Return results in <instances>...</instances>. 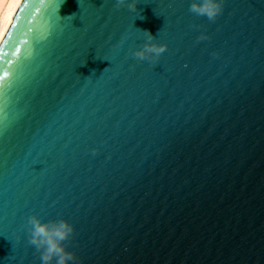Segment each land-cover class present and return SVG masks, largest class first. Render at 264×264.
<instances>
[{
    "label": "water",
    "instance_id": "obj_1",
    "mask_svg": "<svg viewBox=\"0 0 264 264\" xmlns=\"http://www.w3.org/2000/svg\"><path fill=\"white\" fill-rule=\"evenodd\" d=\"M21 0L0 40V264H264V0ZM147 32L166 51L137 60ZM204 36L205 39H198ZM95 149V153H93Z\"/></svg>",
    "mask_w": 264,
    "mask_h": 264
},
{
    "label": "clouds",
    "instance_id": "obj_2",
    "mask_svg": "<svg viewBox=\"0 0 264 264\" xmlns=\"http://www.w3.org/2000/svg\"><path fill=\"white\" fill-rule=\"evenodd\" d=\"M116 4H127L133 12L137 11L135 0H116ZM189 11L208 20H214L222 11V0H190ZM200 36L198 39H205ZM156 39L147 32L143 46L132 52L137 60H152L166 51L167 45L155 42ZM95 153V149L92 150ZM25 228L29 243L39 254L40 264H75L76 256L67 250L65 241L74 232V227L65 219L42 221L35 214L27 217Z\"/></svg>",
    "mask_w": 264,
    "mask_h": 264
},
{
    "label": "bare ground",
    "instance_id": "obj_3",
    "mask_svg": "<svg viewBox=\"0 0 264 264\" xmlns=\"http://www.w3.org/2000/svg\"><path fill=\"white\" fill-rule=\"evenodd\" d=\"M21 0H0V40L10 24Z\"/></svg>",
    "mask_w": 264,
    "mask_h": 264
},
{
    "label": "snow or ice",
    "instance_id": "obj_4",
    "mask_svg": "<svg viewBox=\"0 0 264 264\" xmlns=\"http://www.w3.org/2000/svg\"><path fill=\"white\" fill-rule=\"evenodd\" d=\"M163 53H164V52H163ZM163 53H162V54H163Z\"/></svg>",
    "mask_w": 264,
    "mask_h": 264
}]
</instances>
